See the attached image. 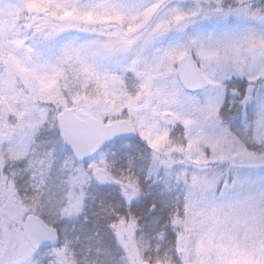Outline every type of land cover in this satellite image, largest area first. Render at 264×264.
Here are the masks:
<instances>
[{
	"label": "snow or ice",
	"instance_id": "snow-or-ice-1",
	"mask_svg": "<svg viewBox=\"0 0 264 264\" xmlns=\"http://www.w3.org/2000/svg\"><path fill=\"white\" fill-rule=\"evenodd\" d=\"M0 264H264V0H0Z\"/></svg>",
	"mask_w": 264,
	"mask_h": 264
}]
</instances>
